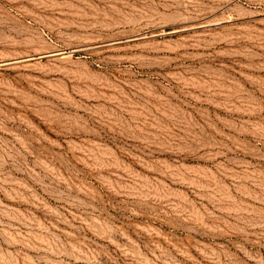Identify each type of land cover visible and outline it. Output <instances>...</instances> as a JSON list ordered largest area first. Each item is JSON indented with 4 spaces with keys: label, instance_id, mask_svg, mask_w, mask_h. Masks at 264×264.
<instances>
[{
    "label": "rangeland",
    "instance_id": "1",
    "mask_svg": "<svg viewBox=\"0 0 264 264\" xmlns=\"http://www.w3.org/2000/svg\"><path fill=\"white\" fill-rule=\"evenodd\" d=\"M0 264H264V0H0Z\"/></svg>",
    "mask_w": 264,
    "mask_h": 264
}]
</instances>
